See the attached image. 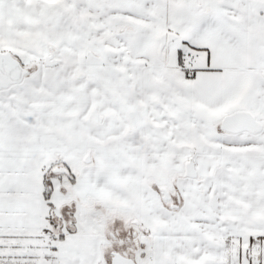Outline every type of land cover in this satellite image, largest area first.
Masks as SVG:
<instances>
[{
  "label": "snow or ice",
  "instance_id": "1",
  "mask_svg": "<svg viewBox=\"0 0 264 264\" xmlns=\"http://www.w3.org/2000/svg\"><path fill=\"white\" fill-rule=\"evenodd\" d=\"M0 264H264V0H0Z\"/></svg>",
  "mask_w": 264,
  "mask_h": 264
}]
</instances>
